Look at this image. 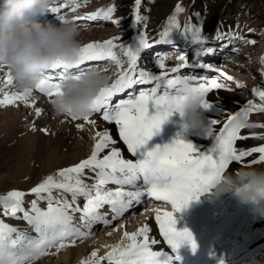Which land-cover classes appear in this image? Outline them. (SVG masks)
Instances as JSON below:
<instances>
[{"label": "snow or ice", "instance_id": "obj_1", "mask_svg": "<svg viewBox=\"0 0 264 264\" xmlns=\"http://www.w3.org/2000/svg\"><path fill=\"white\" fill-rule=\"evenodd\" d=\"M135 4L138 10L141 0H135ZM79 6L77 4L72 7L71 11L75 12ZM67 7L66 4H60L52 7L49 11L55 15L57 21L62 22L64 16L60 14L61 9ZM176 11L177 13L182 11L179 5H177ZM113 12H115V8L109 7L107 11L96 12L78 19L95 21L98 18H103L108 20ZM136 21L140 22L139 15L136 16ZM178 28L179 25L175 22V18H170L168 26L159 36L158 43L172 44L174 35H184L175 31ZM193 38L199 40L198 30L193 33ZM139 43L141 49L151 47L146 36H141ZM117 48L122 50L128 58V71L121 72L119 78L110 87L101 90L88 115L77 116L71 112L66 115L73 120H83L94 126L95 121L90 117L94 113H102L104 121L115 123L118 127L120 139L127 146L128 152L136 157L135 163L132 160L124 159L121 152L115 147L112 148L110 154L100 158L104 149L114 145L116 141L108 131H97L93 137L96 142L90 157L74 166L59 170L56 174L60 177L59 181L49 175L33 187L28 194L34 195L36 199L31 201L28 210H25L23 206L25 192L13 190L0 196V207L3 209V214L16 218L18 213H22V218L27 221L36 234L33 236L22 232L0 219V264H34L40 257L48 255L49 249L56 248V251L59 252L69 244L74 245L76 238L86 235L81 232L80 228L73 226V217L70 214L80 211L78 207H73L78 196H83L87 200L81 219L84 221L85 227H90L91 224L98 222L107 224V220L99 212L103 205L111 206V212L115 213L112 218L116 219L132 208L133 202L139 204L145 193L154 201L171 205L172 211H161L159 208L154 211L160 234L175 256L153 251L149 245V228L145 226L133 234L125 232L124 239L128 243L125 244L122 241L104 257H99L97 252L93 251L91 258L83 261L82 264H100L101 260H106L108 264H174V260L181 259L178 255L181 246L186 243L190 244L193 251L197 247L192 234L187 229L177 231L174 213L186 208L190 201L198 200L226 173L233 161L239 162L246 156L258 153V159H253L251 164L264 163V145L251 147L248 150L236 146L238 140L248 139V137L240 135L242 128H264V124H247L240 120L241 115L246 120L249 113L253 111L264 113V105H254L251 102L244 106L242 112L228 115L222 127L218 129V135H215L216 145L210 148L207 153H198L192 143H186L179 138L163 148L157 146L150 151L143 150L147 141L160 130L161 125L170 117L179 113V117L182 119L183 113L179 112V106L188 93L199 94L204 112H216L217 118L207 120L209 126L207 137H213L216 131L214 126L220 123L218 117L221 113L205 97L213 89L226 88V86L215 79L209 81L207 85L201 82L194 86L192 83L197 79L205 81L207 77L177 75L173 79H168L167 73L152 75L145 71L137 72L138 54L116 44L113 40H108L103 44L89 43L83 46L75 63L57 62L37 83L35 90L50 98L53 103L54 99L51 98L62 94V84L65 80L78 78L79 74L88 71V69H80V66L85 65L86 62L109 58L117 69H121L122 63L114 51ZM179 59L184 61L185 57L181 56ZM156 63L160 69L165 68L163 59H158ZM181 66L187 65L185 63ZM200 66L204 67V65ZM94 67H98V65H94ZM69 69H80V71L69 72ZM171 71L179 73L180 68H173ZM227 79L231 80L232 78L227 77ZM153 81H156V85L150 90H140L138 95L129 94L127 99L120 100L115 106L112 105L113 98L118 94L133 89L135 85L149 84ZM12 84L13 78L9 71L5 79V87ZM237 87H241V85L238 84ZM161 88H163V94H159ZM32 92L33 89L23 92H8L4 88H0V93H3L0 107L15 106L17 102L35 107L34 101L29 102ZM258 95L264 101V91L259 92ZM150 108L154 110V115L149 114ZM35 115L37 117L41 115L39 108H36ZM183 127L187 129L188 126L183 124ZM78 128L82 129L83 125H78ZM257 138L264 141V136ZM85 170L96 172L98 180L95 184L88 186L83 182L81 177ZM141 178L144 190L138 189L129 192L117 190L114 193L102 191V187L107 183L135 186ZM54 191L71 194L72 203L67 199H55ZM125 196L128 198L126 201ZM41 200L47 201L46 210L39 207L38 201ZM138 237H143V240H139ZM151 243L155 244L156 241L153 240ZM219 264H224V261L221 259Z\"/></svg>", "mask_w": 264, "mask_h": 264}, {"label": "bare ground", "instance_id": "obj_2", "mask_svg": "<svg viewBox=\"0 0 264 264\" xmlns=\"http://www.w3.org/2000/svg\"><path fill=\"white\" fill-rule=\"evenodd\" d=\"M60 1L61 0H54L53 7L60 5ZM63 1L68 7L70 6L71 0ZM67 8H62L61 11ZM176 9L170 18L174 17L175 22L179 25V28L175 31L181 34L183 33L184 35H174L172 44L158 43L159 38L153 41V47H155L154 49L156 52L168 45L172 46V50H164V55L173 56V58L177 53H180V51H189V53H191V48L194 46L193 40H188L185 32L186 26L184 19L187 18L188 14L183 8H181L182 11L179 13H177ZM97 11L99 10L91 12L90 14L96 13ZM150 15H146L145 19L147 21L152 19ZM114 17L115 16L111 15V18L106 21H112ZM40 19L42 21H57L55 15L51 13L45 17H40ZM103 20V18H98L95 21L83 20L81 21L83 24H78V27L79 25L89 27L94 24L93 22H102ZM99 34V31L94 30L90 33V36H97ZM207 38L204 35H199L197 46L205 48L206 44H211L212 41H208ZM231 38H233V36H224L220 41L222 49L220 47L221 50L218 48V50L213 51V56L215 58L220 60V56L226 58L231 57L228 48L230 45L226 47L227 41ZM123 47H126V45ZM239 48L242 51L243 47L239 46ZM119 51L122 50L119 49ZM133 52L140 54V45L137 44L135 48H133ZM260 52L261 55L258 53L260 56L257 60L261 65L264 64V51L261 50ZM162 54L163 53H160L159 55ZM182 54L184 55V53ZM199 54L204 55L203 51L199 52ZM122 56H125L124 53ZM144 57H147V55ZM231 61V65L235 67L245 62L238 58ZM93 62L97 61L86 62V64L89 65ZM252 62H245L244 66H250ZM86 64L80 66V69H87L83 68L84 66L89 67ZM218 64L219 63H216L215 66L217 67ZM165 65L167 64L165 63ZM92 66L91 64V67ZM219 66L221 65L219 64ZM153 68L158 71L163 70L158 67L157 63L154 64ZM80 69H78L77 72H79ZM196 69L197 68H195V70ZM71 70L72 69H69V72ZM219 72L224 74L221 79H219L221 74L218 73L214 74L212 78H207L205 81L197 79L192 83L194 86H197L201 82L207 85L209 81L215 79L217 82L225 85L224 79L228 77V73H224L223 70H219ZM8 73L9 71L7 69H0V88H4L5 91L8 92H21L16 88L14 81L11 86L5 87V79ZM187 76L192 75L187 74ZM194 76L198 78L205 77L200 74ZM236 77L237 79L235 82L238 81L239 85L243 83V86L246 87L250 93H255L258 89V83L252 84L249 83L245 77L242 78V76L238 75ZM241 87H237L236 85L235 91L232 90V87L227 86L226 88L213 89L207 93L205 99L209 103H212L218 112H220L218 109L221 106H224L225 110H234L245 105V102L248 101V96L238 91ZM261 90L264 91L263 89ZM2 98L3 93H0V99ZM54 98L55 97L51 99ZM257 99L260 100L259 98ZM33 101L35 102V107L26 106L22 102H17L15 106L0 107V194L6 195L13 190L25 192L26 195L23 205L25 210H28L31 201L36 199L34 195L28 194L33 187L37 186L49 175L54 176L59 181L60 177L56 175L59 170L74 166L90 157L96 142L93 137L97 131H108L116 141L114 145H110L109 148L104 149L100 154V158L110 154L112 148L115 147L121 152V156L124 159L132 160V162L135 163L136 157L128 152L127 146L119 137V132L115 123L108 124L107 121L99 118V113H94L90 117V119L95 121V125L93 126L90 123H85L83 120H73L66 114L57 113L50 98L39 93L35 88L29 98L30 103ZM36 108L41 110V115L39 117L35 115ZM149 114L154 115V110L150 108ZM224 114L226 115V112L223 109L221 115L218 117V119H221L220 123L214 126L216 131L213 137L210 138L204 137L202 132L194 131L189 128L185 129L180 122V117L178 115H173L168 121L162 124L160 130L147 141L143 150L150 151L157 146L163 148L165 145H171L179 138L186 143H192L198 153H207L209 147L216 143L215 135H218V129L222 127L224 123L223 121L225 118L222 117ZM205 115L206 122L208 119L217 118L216 112H205ZM247 124H264V113H259L256 119ZM78 125H83V128H78ZM44 129H46V131H44ZM240 135L246 136L248 139L238 140L236 142L238 148L248 150L251 147L264 145V141L257 138L259 136H264V128H242L240 130ZM258 157V153H253L251 156L244 157L242 161H233L227 169V171H230L229 173L227 172V174L235 173L241 169H264V163L251 164V161L253 159H258ZM85 171L87 172H84V176L81 177L83 182L88 186L95 184L98 180L96 172L91 170ZM138 189L144 190L142 178L136 182L135 186L130 184L117 185L115 183H107L102 187V191H111L113 193L117 190L129 192ZM94 194L93 192V195ZM207 196L208 193H204L198 200L190 201L186 208L174 213L177 231L187 229L192 234L197 245L195 251L192 250L190 244L186 243L181 246L178 250V255L181 259L179 261L174 260V264H219L221 259L224 261V264H264V217L255 215L249 205L241 203L235 196L230 194H225L213 200L207 199ZM53 197L55 199H67L72 203L71 194L68 193L62 194L60 191H54ZM141 198H143L142 200L144 201H140L139 204L133 202L134 206L125 211L123 217L116 218L107 226L101 225L102 222H100L90 229L84 226V221L81 219L83 215L81 211H83L87 200L83 196H78L73 207H78L80 211L71 212L70 214L73 217V226L80 228L81 232L86 235L76 238L74 245L69 244L68 247L61 249L59 252L56 251V248L49 249L48 255L40 257L34 264H82L83 261L91 258V253L93 251H96L99 257H104L113 247L120 244L122 241L125 244L128 243V241L124 239L125 232L133 234L145 226L149 228L148 236L151 249L153 251L165 252L168 255L175 256L160 234L159 225L156 223L155 219L156 212L154 211V209L157 208L161 211H172L171 205L165 202L154 201V199L148 197L146 193ZM38 205L41 209L46 210L47 201H38ZM102 209L112 214L110 205L105 204ZM114 222L117 223L113 224ZM9 226L15 227L22 232H27L30 235H36L27 221L22 218V213H18L17 217L13 218ZM99 227H101V229L98 231ZM138 239L142 241L143 237H138ZM153 240L156 241L155 244L151 243ZM100 264H108V262L106 260H101Z\"/></svg>", "mask_w": 264, "mask_h": 264}, {"label": "rangeland", "instance_id": "obj_3", "mask_svg": "<svg viewBox=\"0 0 264 264\" xmlns=\"http://www.w3.org/2000/svg\"><path fill=\"white\" fill-rule=\"evenodd\" d=\"M60 4H64V1L61 0ZM77 4L80 6L75 12H72L71 8L75 7ZM177 5H180V7L188 14L187 18L184 19L187 29L186 37L190 41L193 40L192 42L194 44L191 48L190 57H187L184 61L179 59L184 51H180V53H177L173 58V56L170 57L164 55V50H172V46L168 45L158 52H156L154 49L155 47H153V41L157 40L161 32L166 29L170 21V16L177 8ZM109 7L115 8V12L112 13V16L115 17L112 21L103 20L102 22H93L94 24L89 27L84 25L80 26L83 24L81 23L83 20L78 19L79 17H85L87 14L95 12L96 10H99L97 12H104L107 11ZM60 14L63 15L64 18H71L77 26L80 24L78 28L81 32L80 40L82 41L83 46L89 43L103 44L108 40H113L116 44L122 46L126 45V48L133 51V48H135L137 44L140 45V37L146 36L148 43L152 46L147 49H141L140 46V54H138L139 58L136 68L137 72L145 71L152 75L167 73L168 79H173L177 75L184 77L187 76V74L193 75L194 73V75L200 74L209 79L212 78L214 74H221L219 70H223L224 73H228V77L232 78L231 80L225 78V85L227 87H232V90L234 91L236 85H238V81L235 82L237 75L242 76V78L245 77L249 83H258L260 87L258 86L255 93H250L249 90L243 86V83L241 84L242 87L238 89L239 92L248 96V101L245 102V105L234 110H225L224 106L219 107L218 110L220 113H222L224 109L227 115L224 114L222 116L225 118L223 122L226 121L228 115H235L242 112L244 106L248 105L249 102L254 105H264V101H262L258 95V93L262 91L261 89L264 90V64L260 65V62L257 60L261 55L260 51H264V0H141L138 10L136 8L135 0H71L70 6L66 10L61 11ZM137 15L140 17L139 23L136 21ZM146 15H150L152 19L147 21L145 19ZM55 22L58 23L59 21ZM94 30L99 31L100 34L97 36H90V33ZM196 30H198L199 35H204L206 38L208 36L207 39L208 41H212L211 44H206L205 48L198 47V40L193 38V33L196 32ZM225 35L227 37L233 36V38L227 41L226 45V47L230 45L228 48L231 57L226 58L220 56V60H218L213 56V51L218 50V48L220 49V41ZM238 45L243 47L242 51ZM201 50L204 55L196 59V55H198L199 52H202ZM114 51L117 52V56L122 63L121 69H117L115 64L109 58H105L103 61L90 63L89 65L86 64L89 67L84 66L83 68H87L88 70H105L106 74L110 77V83L113 84L119 78L121 72H126L129 69L128 58L122 56L123 51H119V48L114 49ZM160 53L163 54L159 55ZM145 55H147V57H144ZM235 58H238L243 62H253L250 66H244V62L242 65L235 67L231 65V60ZM158 59H163L167 64L162 71L153 68ZM193 59H195L194 63L192 62ZM185 63L187 66L182 67L181 65ZM216 63L221 65L219 66L218 64L220 68L218 66L214 67ZM91 64L93 65L92 67ZM94 65H98V67H94ZM200 65H204V67H201ZM173 68H180V72L173 73L171 71ZM195 68L197 69L195 70ZM77 71L78 69H72L70 72ZM205 73H207V75ZM223 76L224 74L222 76L220 75L219 79ZM155 85L156 81L145 85H135L133 89L125 90V92L115 96L112 100V105L115 106L120 100L127 99L129 94L138 95L140 90H150L152 87H155ZM159 93L163 94V88L159 90ZM258 114L259 112L253 111L249 113L246 120L245 117L241 115L240 120L242 122L251 123L256 119ZM99 118H102V113H99ZM108 124L111 123L108 122ZM116 128L118 130L117 126ZM215 145L216 143L210 146L209 149ZM227 172L229 173L230 171L226 170V174ZM0 196L3 195L0 194ZM0 219L9 224L13 221V217L5 216L3 214L2 207H0Z\"/></svg>", "mask_w": 264, "mask_h": 264}, {"label": "clouds", "instance_id": "obj_4", "mask_svg": "<svg viewBox=\"0 0 264 264\" xmlns=\"http://www.w3.org/2000/svg\"><path fill=\"white\" fill-rule=\"evenodd\" d=\"M53 5L54 0H0V69L11 72L21 92L34 89L57 62L75 63L83 47L80 29L71 18L58 23L40 19L49 15ZM110 86L105 70L85 71L63 82L62 94L53 100L54 109L60 114L88 115L101 90ZM179 112L183 113L182 124L207 137L209 126L199 94H186ZM205 193L209 200L235 196L255 215L264 217V169L225 173Z\"/></svg>", "mask_w": 264, "mask_h": 264}]
</instances>
